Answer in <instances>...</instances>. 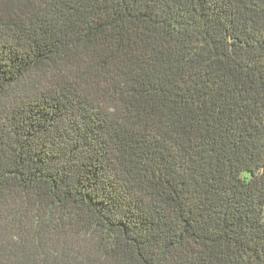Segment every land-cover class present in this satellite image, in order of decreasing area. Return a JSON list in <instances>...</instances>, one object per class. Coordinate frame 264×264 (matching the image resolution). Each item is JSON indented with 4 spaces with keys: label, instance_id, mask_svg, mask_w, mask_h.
<instances>
[{
    "label": "trees",
    "instance_id": "1",
    "mask_svg": "<svg viewBox=\"0 0 264 264\" xmlns=\"http://www.w3.org/2000/svg\"><path fill=\"white\" fill-rule=\"evenodd\" d=\"M0 264H264V0H0Z\"/></svg>",
    "mask_w": 264,
    "mask_h": 264
}]
</instances>
